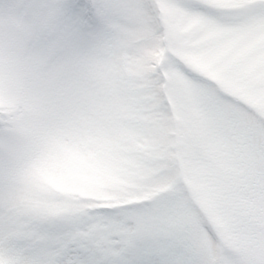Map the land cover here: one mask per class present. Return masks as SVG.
Masks as SVG:
<instances>
[{"label": "rangeland", "instance_id": "rangeland-1", "mask_svg": "<svg viewBox=\"0 0 264 264\" xmlns=\"http://www.w3.org/2000/svg\"><path fill=\"white\" fill-rule=\"evenodd\" d=\"M88 2L0 0V261L264 264V0Z\"/></svg>", "mask_w": 264, "mask_h": 264}, {"label": "snow or ice", "instance_id": "snow-or-ice-1", "mask_svg": "<svg viewBox=\"0 0 264 264\" xmlns=\"http://www.w3.org/2000/svg\"><path fill=\"white\" fill-rule=\"evenodd\" d=\"M106 11L101 3H89L88 0H64L60 6L62 25L68 34H82L97 29L98 16ZM25 238H28V228L23 229ZM61 258L57 261H12L11 264H107L106 261L94 258L96 248L82 238L71 233L60 239L57 245ZM0 264H3L0 261ZM127 264V262H125Z\"/></svg>", "mask_w": 264, "mask_h": 264}, {"label": "clouds", "instance_id": "clouds-1", "mask_svg": "<svg viewBox=\"0 0 264 264\" xmlns=\"http://www.w3.org/2000/svg\"><path fill=\"white\" fill-rule=\"evenodd\" d=\"M9 7H10L9 5L5 4L4 5V10L7 11Z\"/></svg>", "mask_w": 264, "mask_h": 264}]
</instances>
